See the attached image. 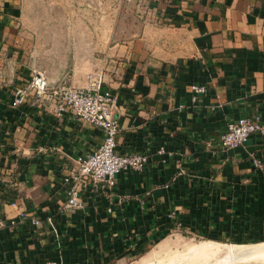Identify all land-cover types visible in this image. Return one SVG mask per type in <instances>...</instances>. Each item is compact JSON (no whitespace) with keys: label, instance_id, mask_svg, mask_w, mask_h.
Masks as SVG:
<instances>
[{"label":"crops","instance_id":"obj_1","mask_svg":"<svg viewBox=\"0 0 264 264\" xmlns=\"http://www.w3.org/2000/svg\"><path fill=\"white\" fill-rule=\"evenodd\" d=\"M23 2L27 66L16 58L13 74L17 54L0 42V264H105L176 231L264 239V167L251 159H264V133L229 148L216 140L239 116L264 124V0ZM12 17L2 14L1 30ZM38 74L79 87L99 75L117 96V149L148 162L116 175L112 211L105 190L86 183L83 207L63 208V176L104 134L58 114L49 90L31 85ZM191 83L207 88L195 101Z\"/></svg>","mask_w":264,"mask_h":264},{"label":"built area","instance_id":"obj_2","mask_svg":"<svg viewBox=\"0 0 264 264\" xmlns=\"http://www.w3.org/2000/svg\"><path fill=\"white\" fill-rule=\"evenodd\" d=\"M40 77L41 80L38 82L37 76H34L31 85L36 87L37 92L49 90L56 101L55 109L58 114L68 111L77 119L86 120L100 127L104 134L102 141L94 149L74 158L69 172L63 176L62 183L66 194L63 208L72 210L83 207L81 194L83 184L86 183L89 184L87 188L90 187V190L100 187L105 190L109 199L107 210L112 211V190L116 183V175L122 170L141 171L148 162V155L145 152L117 149L116 138L119 130V119L115 115L117 96L110 88L103 86L99 75L90 77L87 84L82 87L67 82L48 87L45 85V79L41 75ZM206 90L204 84L191 83V101H195L198 95ZM254 132L264 133V124L260 117L239 116L226 124L216 140L222 148L235 147L245 143ZM205 145L211 147L212 141L205 142ZM251 159L254 167L263 169L264 159L256 155ZM20 215L26 214L21 211ZM29 220L33 224L39 223V219L34 216H29ZM48 220L51 221V218L48 217ZM4 225V220L0 218V229ZM45 264H55V260L49 259Z\"/></svg>","mask_w":264,"mask_h":264},{"label":"rangeland","instance_id":"obj_3","mask_svg":"<svg viewBox=\"0 0 264 264\" xmlns=\"http://www.w3.org/2000/svg\"><path fill=\"white\" fill-rule=\"evenodd\" d=\"M20 1L22 2L19 3L20 14L16 16V10L15 9L12 10L13 6H15L14 8H16V0L8 1L11 4L10 5L11 8L9 10L4 9L5 0H0V18L2 14L6 15V13L12 14L13 15L12 18H14L13 24L5 28L4 30H1L2 26L0 25V42L2 43L3 40L4 47L10 50V53L14 51V53L17 54L16 57L13 56V58H10L13 61V63L10 66L11 72L13 74L16 73V64L18 63L16 62V58L17 60L22 61L27 66L28 51L30 47L28 9L27 7H25L26 5L23 2L26 0H20ZM22 5L24 7H22ZM42 16H44L43 13ZM40 28L41 29L38 30L44 32V25L40 26ZM34 44L35 42H33V46ZM3 51L4 54H6L5 53L6 51L5 50ZM23 82L27 84L28 82L27 77L26 80ZM205 239L209 240L204 236H199L184 231H176L172 234L167 235L162 241L151 246L148 250H146L141 254L126 255L121 258L109 261L105 264H183L185 261H188V259L192 257L191 255L192 249H190V247ZM263 241L264 240L255 243H245V244H257ZM220 242H228V241H220ZM246 255L247 254L243 256L246 257ZM236 264H253V261L249 260L247 262H240Z\"/></svg>","mask_w":264,"mask_h":264},{"label":"bare ground","instance_id":"obj_4","mask_svg":"<svg viewBox=\"0 0 264 264\" xmlns=\"http://www.w3.org/2000/svg\"><path fill=\"white\" fill-rule=\"evenodd\" d=\"M242 244L245 243L221 244L209 240L200 241L189 246L192 249V257L183 264H236L249 260L253 261V264H264V241ZM245 254L246 257L243 256Z\"/></svg>","mask_w":264,"mask_h":264},{"label":"water","instance_id":"obj_5","mask_svg":"<svg viewBox=\"0 0 264 264\" xmlns=\"http://www.w3.org/2000/svg\"><path fill=\"white\" fill-rule=\"evenodd\" d=\"M37 78H38V82H40L41 77H40L39 74L37 75ZM59 79H57V80H50V79L48 80V79H45V85L48 86V87H55L56 85L59 84ZM262 240H264V239H262ZM262 240L249 241V242H235V243H255V242L262 241Z\"/></svg>","mask_w":264,"mask_h":264},{"label":"trees","instance_id":"obj_6","mask_svg":"<svg viewBox=\"0 0 264 264\" xmlns=\"http://www.w3.org/2000/svg\"><path fill=\"white\" fill-rule=\"evenodd\" d=\"M206 240V239H205ZM238 242H243L242 240H238Z\"/></svg>","mask_w":264,"mask_h":264}]
</instances>
